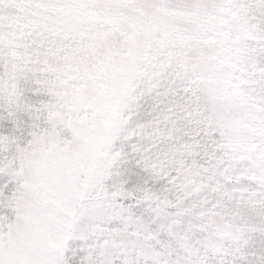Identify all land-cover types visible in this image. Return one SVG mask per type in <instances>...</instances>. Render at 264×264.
I'll use <instances>...</instances> for the list:
<instances>
[{"label": "snow or ice", "instance_id": "1", "mask_svg": "<svg viewBox=\"0 0 264 264\" xmlns=\"http://www.w3.org/2000/svg\"><path fill=\"white\" fill-rule=\"evenodd\" d=\"M0 264H264V0H0Z\"/></svg>", "mask_w": 264, "mask_h": 264}]
</instances>
